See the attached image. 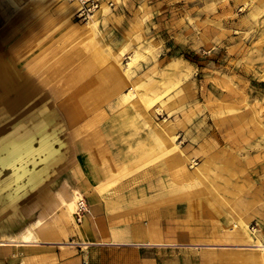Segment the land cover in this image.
Here are the masks:
<instances>
[{
    "label": "rangeland",
    "instance_id": "374dc122",
    "mask_svg": "<svg viewBox=\"0 0 264 264\" xmlns=\"http://www.w3.org/2000/svg\"><path fill=\"white\" fill-rule=\"evenodd\" d=\"M78 8L0 0V143L33 134L20 157L0 146L1 174L27 178L0 188L87 180L109 204L88 219L94 232L99 218L113 235L166 244L117 247L105 264H264L261 248L220 247L246 243L243 225L264 245V0H100L93 24ZM104 69L118 92L96 77Z\"/></svg>",
    "mask_w": 264,
    "mask_h": 264
},
{
    "label": "crops",
    "instance_id": "0c3cea01",
    "mask_svg": "<svg viewBox=\"0 0 264 264\" xmlns=\"http://www.w3.org/2000/svg\"><path fill=\"white\" fill-rule=\"evenodd\" d=\"M8 61L9 59L0 57V67H7L6 62L8 63ZM53 67L56 69L57 66L55 67L53 65L45 68H36V66H33L32 70L37 72L38 76L41 77L44 69L50 70ZM104 78L110 79L111 81V78L108 76L102 77V79ZM49 81H52V79H48L47 75L40 80V82L46 84H48ZM118 82L121 81H111V84L113 83V88H115V84ZM57 92L58 90L53 94L57 95ZM71 105L73 107L75 106V104ZM71 105L66 106L67 109ZM71 116L75 115L70 113L69 118H71ZM8 144V141H3L0 143V146L3 148ZM0 175L2 174L0 173ZM74 175L75 173L69 177L73 179L75 177ZM21 176L27 179L24 174L20 173L19 175L17 174V176L3 174L0 176V181L21 180ZM45 177L46 176L31 178V180L35 179L39 181V183H34L33 187H27L28 189L26 187L9 189L7 188L8 186L6 188L3 186H6L5 183L1 185L0 264H82L84 262L87 264H105L104 258L108 254L116 253L117 247H122V245H113L114 242L118 244L128 243L133 246H166L164 243L155 241L137 243V241H133L132 238L122 233L114 232V235L108 233L106 232V228L102 226L103 223L99 222V218L94 222L96 225V231L94 232V230L91 229L92 226L88 219L92 217V214L97 212L102 213L106 209L108 210L109 204L107 202H105L104 205L99 203L100 199H98V197L102 194L103 187H101V185L98 187L96 186V194L95 191H91L87 181L80 183L75 188L89 197H86L87 201L88 199L90 201H88V207H90V204L94 206L97 202L99 205L94 212L90 211L89 214L87 213L88 216L86 215L83 217L82 222L84 221L86 223V230H81L82 234H80L77 225H81L82 222L76 224L74 222L75 217L72 216L71 210L64 204V202L68 201V195H72L73 192L77 190L71 187L72 183L65 182L62 184L63 188L61 187L59 192L57 189H52L44 183H41L43 181L52 180L53 178L48 177L46 179ZM70 189L72 191H70ZM57 211L59 212L58 214ZM151 229L154 230L156 227L151 226V228H145L142 231L149 233ZM45 231L55 232L59 235L58 239L57 237L45 235ZM26 233L31 234V240L25 241L23 239V236L27 235ZM84 237H88L94 242L85 250L79 246H71V244H68L80 242ZM61 242L68 243L59 244Z\"/></svg>",
    "mask_w": 264,
    "mask_h": 264
},
{
    "label": "bare ground",
    "instance_id": "6f19581e",
    "mask_svg": "<svg viewBox=\"0 0 264 264\" xmlns=\"http://www.w3.org/2000/svg\"><path fill=\"white\" fill-rule=\"evenodd\" d=\"M76 3L74 2L73 4H71L70 5V7H69V10H68V12H72L74 9V7H76V5H75ZM104 7V6H103ZM96 18V14H94L93 16H90L89 18H88V22L86 23V24H93V21H94V19ZM84 67H86V66H81V67H79L80 69H79V73L78 74H81V73H85V69H84ZM111 72H110V70L109 69H104L100 74H98L96 77H98V78H102V77H106V76H108L109 74H110ZM77 73H75V75L77 76L78 75ZM44 80V79H43ZM45 81V80H44ZM116 86H115V88H113L111 91H112V93H116V92H118L120 89H121V87L122 86H124V83L123 82H118V83H116L115 84ZM37 91H38V89L37 88H35V87H33V88H31L29 91H28V93H27V95H26V97H24V100H23V102L22 103H24L26 100H28V99H30L32 96H34L36 93H37ZM59 92H60V90L56 93L57 95L59 94ZM131 95H133V91H132V89H130L129 90V93L127 94V97H130ZM18 103H14V105L13 106H15V105H17ZM9 105V104H8ZM5 108L7 109V110H9V107H7V106H5ZM15 108L13 107L11 110H14ZM66 109H67V107H66ZM47 115H49V114H47ZM75 116H71V118H74ZM51 119H52V115H51ZM40 126L42 127V128H40ZM44 124L42 125V124H40L39 126H36L35 128V130L37 131V132H39V131H41V134H42V137H41V139L42 140H44V144H46V146L49 148V146H48V141H49V139H48V137L47 136H45V129H46V127L44 126ZM18 132V131H17ZM6 135V134H5ZM33 134H31L30 132L29 133H26V134H23V135H21V136H19V135H17V133L16 134H14V135H11V136H9V138H8V140H6V141H8L12 146H13V148H14V150L15 151H17L18 152V155L17 156H21V151L23 150V148H25V146L26 145H28V143H29V141H30V139H31V137H33L32 136ZM47 151V153H48V151H50V149H48V150H45L44 152H46ZM27 154H29V152H27ZM49 155H50V153H48ZM48 155V156H49ZM17 158V157H16ZM10 159H12V158H10ZM33 160V159H32ZM12 161H13V159H12ZM26 161H29L28 159L26 160ZM174 160H172V159H170L169 161H168V165L170 166L171 164H174ZM3 165H5V164H3ZM7 166H9V164L7 165ZM1 168V167H0ZM3 168H4V166H3ZM2 168V169H3ZM82 168H83V166H82ZM2 169H0V173L2 172L1 170ZM180 172H183V174H181L184 178H187L188 177V174L186 173V171H185V168H184V166L182 167V170H180ZM90 173V172H89ZM90 175V177H93L91 174H89ZM195 175V174H194ZM199 175H201V174H199ZM202 176V175H201ZM195 177V176H194ZM87 181V180H86ZM94 181V180H93ZM204 181V180H203ZM88 183V182H87ZM7 188H9V189H15V188H10V186H8ZM17 188H21V187H17ZM78 196H79V193L77 192V191H74L73 192V194L71 195V194H69L68 195V201H66V202H64V204H66L67 205V207H68V209L69 210H71V211H73L74 210V207L76 208V201L78 200ZM225 204V203H224ZM74 216H75V214H74ZM83 219V218H82ZM82 219H81V221H82ZM76 220V219H75ZM81 222H79V224H80ZM241 227V233H242V235H244L247 239H248V241L246 242V243H243V244H234L233 246H220V247H232V248H261L262 250V252L264 251V245L263 244H259V243H257L256 245H254V246H252L251 245V239H250V237H249V235L247 234V232H246V230H245V225H243V226H240ZM236 228H238L237 226H236ZM77 229L79 230V232H80V234H82V231L81 230H86V223L83 221L82 222V224L81 225H77ZM28 231V230H27ZM45 235H48V236H52V237H57V239H58V236L59 235H57L55 232H46L45 231ZM27 235H25V236H23V239L25 240V241H28V240H31L32 239V236H31V234L29 233H26ZM254 242V241H253ZM65 244V243H68V242H61V243H59V244ZM94 242H92L88 237H84V238H82V240L80 241V242H73V243H68V244H71V246H79L80 248H82L83 250H85V249H87L89 246H91V244H93ZM134 243V242H133ZM137 243H139V242H137ZM247 243H250V244H247ZM54 245V244H53ZM113 245H124V246H133L132 244L130 245V244H128V243H122V244H118V243H115L114 242V244ZM134 246H137V245H134ZM207 247H210V248H213V247H215V246H207ZM223 250V249H222ZM233 250V249H232ZM244 250V249H243ZM248 250V249H247ZM239 253V252H238Z\"/></svg>",
    "mask_w": 264,
    "mask_h": 264
},
{
    "label": "built area",
    "instance_id": "2783aa9c",
    "mask_svg": "<svg viewBox=\"0 0 264 264\" xmlns=\"http://www.w3.org/2000/svg\"><path fill=\"white\" fill-rule=\"evenodd\" d=\"M78 4V11L75 16L80 21H86L90 16H92L100 7V0H75ZM88 213V201L85 196H79L76 202L75 208V219L79 224L81 219ZM87 264V263H82Z\"/></svg>",
    "mask_w": 264,
    "mask_h": 264
}]
</instances>
